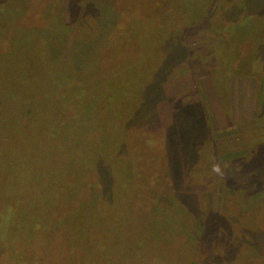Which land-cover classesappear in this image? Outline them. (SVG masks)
<instances>
[{
    "label": "rangeland",
    "instance_id": "1",
    "mask_svg": "<svg viewBox=\"0 0 264 264\" xmlns=\"http://www.w3.org/2000/svg\"><path fill=\"white\" fill-rule=\"evenodd\" d=\"M27 1L0 18V264H264V205L249 248L195 216L221 196L217 164L264 160V0H49L47 17ZM202 116L212 147L259 127L189 170Z\"/></svg>",
    "mask_w": 264,
    "mask_h": 264
},
{
    "label": "trees",
    "instance_id": "2",
    "mask_svg": "<svg viewBox=\"0 0 264 264\" xmlns=\"http://www.w3.org/2000/svg\"><path fill=\"white\" fill-rule=\"evenodd\" d=\"M15 0H0V18L2 19L9 11H13L17 5L14 3ZM26 1V0H24ZM31 1L32 6L34 8V13L41 14L47 17V13L50 12L51 9L43 8L42 4L46 1L48 3L49 0H28L27 3ZM230 1V0H228ZM13 4H12V3ZM26 3V4H27ZM166 3V2H165ZM29 4V3H28ZM50 5V4H49ZM48 5V6H49ZM168 5V4H167ZM51 7V6H49ZM77 7H79L77 5ZM228 7L230 8L231 5L229 3L224 4L223 8ZM14 8V9H13ZM45 9V11H43ZM225 13V11L223 12ZM224 22L227 20L226 15H223ZM225 16V17H224ZM0 19V20H1ZM1 25V24H0ZM235 27H238V24L234 25ZM218 28V27H217ZM216 28V29H217ZM224 28V27H221ZM1 29V26H0ZM186 31V29H185ZM184 31V32H185ZM213 31V30H211ZM209 31V32H211ZM185 33H190V31H186ZM191 33L195 36L201 34L202 31H194L191 30ZM190 33V34H191ZM204 33V32H203ZM191 34V35H192ZM191 52L188 53L190 56ZM180 55V54H179ZM237 63V62H236ZM192 67H189L191 69ZM177 71L182 72L181 70V59L176 68L170 69L169 76L173 77L177 75ZM257 70L255 71V73ZM254 75L250 74V72L246 76ZM257 77L256 75H254ZM261 115V114H260ZM261 117V116H260ZM263 117V116H262ZM156 118V117H155ZM153 119V125L152 129L158 132L161 131V128L159 130V123L157 120ZM258 118V117H257ZM256 119V118H255ZM257 120V119H256ZM254 122V120H253ZM200 131L198 134V147L197 149L200 150L202 147V150L204 152L202 153L201 160L198 158L199 156H196L192 159V163H188L187 167L189 170H196V168L202 165V160L205 161V158L209 159V155L211 154V160L210 163H214V167L216 165V159L218 155H222L224 153H229V149L233 148V146L237 147L238 149L246 148L250 145V141L253 138L252 133H254L259 125H256V130L254 129V126L251 125V121H245L240 122L235 125H237L239 134L231 139H223L220 140V142L215 143V147H212L211 145V138H209V122L208 119L205 118V116H202L199 120ZM205 125V127H203ZM199 130V128H198ZM165 131V130H164ZM255 134V133H254ZM237 137V138H236ZM213 141V140H212ZM259 151H256V147H253V153L250 156H244L235 160H231L228 163H224L222 165H216L215 171L213 173L214 178V187L220 189V198L214 202L211 201V207L210 208H201L199 210V214L195 215L199 218V223L202 228L207 229V232L209 233V239L206 240H217L219 241L222 239V236L228 238L230 242L233 244V246H237L240 248V246L246 248L251 247L250 243L253 244L254 242H251L248 240V237H250V231L249 229L254 224H259L260 220L256 219L253 220L254 216V210L257 206L264 205V202H261V204L256 203L253 206L249 205L248 212L243 213L241 211H236L238 207H241L243 199H246V196L249 194H255L260 192V190L264 189V160L263 163H253V160L259 155ZM216 158V159H215ZM264 158V157H262ZM261 158V159H262ZM202 161V162H201ZM205 163V162H204ZM204 166V164H203ZM198 169V168H197ZM176 180V179H175ZM183 181L178 182L177 180L174 181V191L173 193L180 192V188L183 185H190L186 184ZM183 190V189H182ZM247 194V195H246ZM202 194H198L197 197L200 198ZM224 197H223V196ZM218 196V197H219ZM162 205V204H160ZM191 206H194L193 204H190ZM220 207L222 211H227L226 214L217 213V210ZM212 208V209H211ZM260 219V218H259ZM244 226V227H243ZM210 229H216V231ZM216 233V234H215ZM254 232L252 233L253 237ZM254 238V237H253ZM203 238H201L199 235L196 237L194 234V231H190V238L187 240V242L193 246L198 245V255L201 257V252L203 248L204 241H202ZM213 244V241L211 242ZM200 245V246H199ZM190 246V247H191ZM19 252V251H18ZM192 253V252H191ZM193 254V253H192ZM200 262V260H199Z\"/></svg>",
    "mask_w": 264,
    "mask_h": 264
},
{
    "label": "crops",
    "instance_id": "3",
    "mask_svg": "<svg viewBox=\"0 0 264 264\" xmlns=\"http://www.w3.org/2000/svg\"><path fill=\"white\" fill-rule=\"evenodd\" d=\"M249 80H251L252 81V79L251 78H247V77H245V78H243V79H240V80H238L237 81V83L239 82V81H242V83L245 85V84H247V85H249ZM251 84V87H252V96H253V86H252V84L253 83H250ZM232 92H233V96H232V101L233 102H236V103H240L241 102V100L245 103V105L247 106V109H246V111H242L241 112V114L242 113H244L245 114V112H247L248 111V106H250V109H252L253 108V102H252V100H250L249 99V97H248V95H249V92H247L246 91V89L245 88H243L242 89V93L241 92H239V89H238V87L235 85V82H233V85H232ZM237 93H241V97H240V99L238 100V95H237ZM242 98V99H241ZM252 99H253V97H252ZM235 106H236V104H234ZM234 106V107H235ZM233 109H235V108H233ZM235 112V111H234ZM240 114V115H241ZM243 114V115H244Z\"/></svg>",
    "mask_w": 264,
    "mask_h": 264
}]
</instances>
